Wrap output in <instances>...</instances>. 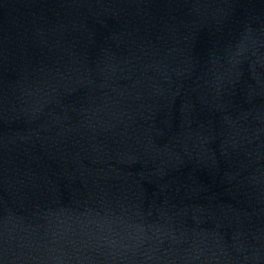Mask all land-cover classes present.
<instances>
[{"label":"water","instance_id":"water-1","mask_svg":"<svg viewBox=\"0 0 264 264\" xmlns=\"http://www.w3.org/2000/svg\"><path fill=\"white\" fill-rule=\"evenodd\" d=\"M0 264H264V0H0Z\"/></svg>","mask_w":264,"mask_h":264}]
</instances>
